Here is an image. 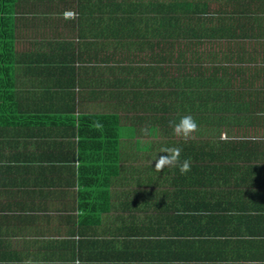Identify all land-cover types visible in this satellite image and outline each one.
<instances>
[{
    "label": "crops",
    "instance_id": "0c3cea01",
    "mask_svg": "<svg viewBox=\"0 0 264 264\" xmlns=\"http://www.w3.org/2000/svg\"><path fill=\"white\" fill-rule=\"evenodd\" d=\"M80 4L20 0L0 18V264H264V145L161 171L157 150L103 145L96 116L119 98L79 59L104 41Z\"/></svg>",
    "mask_w": 264,
    "mask_h": 264
},
{
    "label": "trees",
    "instance_id": "16d2710c",
    "mask_svg": "<svg viewBox=\"0 0 264 264\" xmlns=\"http://www.w3.org/2000/svg\"><path fill=\"white\" fill-rule=\"evenodd\" d=\"M80 2V17L103 23L104 41L102 53L83 50L79 59L93 64L92 73L113 84L119 98L113 113L96 116L103 125L92 136L103 135V145L152 148L157 155L178 146V159L227 164L240 157L249 161L243 151L264 145V0ZM19 4L0 0V18H15ZM83 44L85 49L94 43ZM8 49L13 44L5 41L2 53ZM10 60L0 58L6 83ZM185 115L197 128L188 137L175 135L170 122ZM240 179L232 180L239 188L245 177Z\"/></svg>",
    "mask_w": 264,
    "mask_h": 264
},
{
    "label": "clouds",
    "instance_id": "9594fccd",
    "mask_svg": "<svg viewBox=\"0 0 264 264\" xmlns=\"http://www.w3.org/2000/svg\"><path fill=\"white\" fill-rule=\"evenodd\" d=\"M170 125L175 135H179L183 137H188L197 128V123L191 115L182 116L179 122L176 123L170 122ZM180 151L181 149L178 146L161 149L160 153H165L166 155H157V157L154 160L155 161L154 168L158 171H161L162 169L175 165L178 160ZM188 170H189L188 160L182 161L179 165V171L181 172V174H183Z\"/></svg>",
    "mask_w": 264,
    "mask_h": 264
},
{
    "label": "built area",
    "instance_id": "2783aa9c",
    "mask_svg": "<svg viewBox=\"0 0 264 264\" xmlns=\"http://www.w3.org/2000/svg\"><path fill=\"white\" fill-rule=\"evenodd\" d=\"M66 15H67V16H73V15H75V14H74V12H67Z\"/></svg>",
    "mask_w": 264,
    "mask_h": 264
},
{
    "label": "bare ground",
    "instance_id": "6f19581e",
    "mask_svg": "<svg viewBox=\"0 0 264 264\" xmlns=\"http://www.w3.org/2000/svg\"><path fill=\"white\" fill-rule=\"evenodd\" d=\"M31 32V31H30ZM7 49V48H6ZM9 51V50H8ZM47 51V50H46ZM38 53V52H37ZM6 54V53H5ZM35 60V59H34Z\"/></svg>",
    "mask_w": 264,
    "mask_h": 264
},
{
    "label": "rangeland",
    "instance_id": "374dc122",
    "mask_svg": "<svg viewBox=\"0 0 264 264\" xmlns=\"http://www.w3.org/2000/svg\"><path fill=\"white\" fill-rule=\"evenodd\" d=\"M225 135V134H224Z\"/></svg>",
    "mask_w": 264,
    "mask_h": 264
}]
</instances>
